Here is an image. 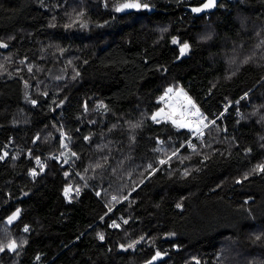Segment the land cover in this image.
I'll return each mask as SVG.
<instances>
[{
    "label": "trees",
    "instance_id": "16d2710c",
    "mask_svg": "<svg viewBox=\"0 0 264 264\" xmlns=\"http://www.w3.org/2000/svg\"><path fill=\"white\" fill-rule=\"evenodd\" d=\"M128 1L0 0V264H264V0Z\"/></svg>",
    "mask_w": 264,
    "mask_h": 264
},
{
    "label": "rangeland",
    "instance_id": "374dc122",
    "mask_svg": "<svg viewBox=\"0 0 264 264\" xmlns=\"http://www.w3.org/2000/svg\"><path fill=\"white\" fill-rule=\"evenodd\" d=\"M143 7L148 8L147 5L146 7ZM188 51L189 47L183 49L182 55H186ZM65 74L66 73L64 68L57 66L50 71L49 78L56 81L63 79L65 77ZM169 89H171V91H169ZM25 96H27V94ZM159 101L163 102L164 106L159 112L154 115L155 119L153 120L155 122H170L177 127L187 128L191 130L193 133H195V135L199 133L202 134V132L204 131L203 129L208 126L205 125V120H203L204 118L201 117L202 112L197 103H195V101L181 87H169L166 94L163 95L159 99ZM223 113H225V110L223 111ZM190 115H195L196 117H198L199 122L201 123L194 124L193 122H191L189 118ZM6 156L7 154L4 153L3 158H5ZM174 156L175 154H173L170 158ZM18 218L19 212H16L13 217L8 220V224L12 225ZM12 248H14V246H12ZM165 257L166 255L157 253L150 263H156L164 259Z\"/></svg>",
    "mask_w": 264,
    "mask_h": 264
},
{
    "label": "built area",
    "instance_id": "2783aa9c",
    "mask_svg": "<svg viewBox=\"0 0 264 264\" xmlns=\"http://www.w3.org/2000/svg\"><path fill=\"white\" fill-rule=\"evenodd\" d=\"M220 116H218L216 119H212L210 116H207L206 114L202 113L201 117L204 118L203 120L209 121V122L214 124ZM189 118H190L191 122H193L194 124L199 122V118L196 117L195 115H190ZM194 138H202V135L200 133L196 134L193 136V139ZM190 147L194 148L193 142L190 143ZM32 150L33 149L24 148V147H21L20 145H17L15 143V140L13 137L9 138V142L6 143L5 147L3 148L4 152L9 151V152H17L18 154H26L27 159H29V157L31 156ZM36 150L38 151V158L36 160V164L27 173L28 177L31 180H36L40 176L42 170L44 169L43 164H44L45 160H47L48 158L57 157L60 153V151L47 152V151H43V150H39V149H36ZM68 167H69L71 173L76 175V177L82 179L79 172H77L75 170L73 165L68 164Z\"/></svg>",
    "mask_w": 264,
    "mask_h": 264
},
{
    "label": "water",
    "instance_id": "95a60500",
    "mask_svg": "<svg viewBox=\"0 0 264 264\" xmlns=\"http://www.w3.org/2000/svg\"><path fill=\"white\" fill-rule=\"evenodd\" d=\"M222 1L223 0H214V3L212 6L205 7V5L208 3V0H205L200 5L188 6L187 10L189 12H191L196 17H202V16L207 15V14L215 13L219 9ZM227 1H232V0H227ZM126 3H139L141 5V3L139 1H128ZM127 9H128V11H139L141 9V7H139V8H127ZM194 9H200V11H194Z\"/></svg>",
    "mask_w": 264,
    "mask_h": 264
},
{
    "label": "snow or ice",
    "instance_id": "6c2138e0",
    "mask_svg": "<svg viewBox=\"0 0 264 264\" xmlns=\"http://www.w3.org/2000/svg\"><path fill=\"white\" fill-rule=\"evenodd\" d=\"M213 3H214V0H208V3L205 5V7L212 6ZM144 6L146 7V5H144ZM123 7H125V8H139V7H141V5L139 3H126L123 5ZM194 11H200V9H194ZM0 46H2V45H0ZM187 47H188V45L185 44L183 46V49H186ZM183 49H182V51H183ZM169 91H171V89H169ZM153 119H155V117H153ZM262 170H264V169H262ZM66 194H67V192H66ZM101 239H103V237H101Z\"/></svg>",
    "mask_w": 264,
    "mask_h": 264
},
{
    "label": "bare ground",
    "instance_id": "6f19581e",
    "mask_svg": "<svg viewBox=\"0 0 264 264\" xmlns=\"http://www.w3.org/2000/svg\"><path fill=\"white\" fill-rule=\"evenodd\" d=\"M207 122H208V121H205V123H207ZM198 123H201V122H198ZM202 127H203V126H202ZM202 129H203V128H202ZM204 129H205V128H204ZM204 129H203V130H204ZM203 133H204V131L202 132V134H203ZM202 134H201V135H202ZM189 142L191 143V141H189ZM189 142H188V145L190 146V143H189Z\"/></svg>",
    "mask_w": 264,
    "mask_h": 264
},
{
    "label": "flooded vegetation",
    "instance_id": "af4514ba",
    "mask_svg": "<svg viewBox=\"0 0 264 264\" xmlns=\"http://www.w3.org/2000/svg\"><path fill=\"white\" fill-rule=\"evenodd\" d=\"M122 8L128 10L127 8H125V7H123V6H122Z\"/></svg>",
    "mask_w": 264,
    "mask_h": 264
}]
</instances>
